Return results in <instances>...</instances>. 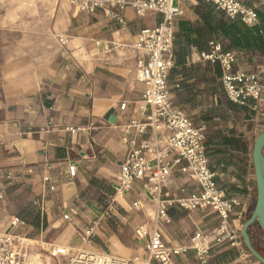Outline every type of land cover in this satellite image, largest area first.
<instances>
[{"label":"crops","instance_id":"obj_1","mask_svg":"<svg viewBox=\"0 0 264 264\" xmlns=\"http://www.w3.org/2000/svg\"><path fill=\"white\" fill-rule=\"evenodd\" d=\"M240 1L256 8L257 23L231 19L205 0L181 1L183 14L175 20L168 85L173 103L194 124L206 126V154L215 180L227 196L241 199L225 224L241 235L256 204L253 146L264 130V116L251 108L253 100L249 105L230 100L220 64L201 58L214 41L236 54V68L261 72L264 4L261 0ZM120 16L122 20L103 9L80 11L69 0H56L49 27L44 18L33 30L38 34L33 50L25 38L31 29L16 28L14 23L0 26L2 229L45 227L55 233L58 242L74 245L73 249L83 246L79 237L82 224L106 209L121 163L148 137L149 130L139 133L129 126L134 119L145 121L147 114L139 110L146 85L137 76V53L131 45L141 29L156 26L163 16L154 11L138 15L129 4L120 10ZM19 32L22 40L16 38ZM61 36L67 38L64 45ZM68 164L77 170L66 183L62 172ZM46 170L55 184L53 189L44 180ZM200 191L195 180L173 166L164 187L170 198ZM136 199L142 201L141 210L132 207ZM64 213H70L76 224L58 230L57 219ZM154 215L155 204L142 182L134 181L118 209L100 221L92 247L129 257L145 252L146 240L135 234L140 224L149 229L158 225L164 243L176 247L189 245L198 230L210 232L223 221L210 206L188 209L174 204L169 222L157 223ZM13 216L23 223L11 227ZM248 231L253 246L264 255V231L257 222ZM246 252L250 251L243 239L239 246L225 239L212 246L206 264H261ZM32 260L38 261V256ZM174 260L177 264L198 262L192 248L174 255Z\"/></svg>","mask_w":264,"mask_h":264},{"label":"built area","instance_id":"obj_2","mask_svg":"<svg viewBox=\"0 0 264 264\" xmlns=\"http://www.w3.org/2000/svg\"><path fill=\"white\" fill-rule=\"evenodd\" d=\"M80 11L93 12L103 9L115 18L122 20L120 10L129 4L138 15L154 11L162 14V20L154 27L139 31L132 48L137 53V76L146 85L139 110L147 112L146 120H132L129 124L137 132L149 130V135L139 147H133L120 165V173L114 194L106 209L90 223L82 224L79 237L83 246L71 248L60 242H51L46 248L49 260L57 264L65 258L64 264H177L174 255L195 250L197 264H206L210 258L212 246L229 239L235 246L242 245L238 230L226 226V221L234 207L241 204L239 197L227 196L224 189L218 186L215 173L209 167L205 146L206 126L196 125L191 118L170 97L168 74L173 66L172 49L175 39V20L183 14L182 0H69ZM213 3L231 19H239L246 24L258 22L256 8L240 0H205ZM61 44H66V37H59ZM201 58L219 63L222 69V84L230 100L240 105H249L258 115L264 116V74L236 68V54L224 50L219 43L211 41L209 50L201 53ZM76 130L74 127H67ZM127 141V139H124ZM195 180L201 187L199 193L189 196L170 198L164 187L170 178L173 166ZM76 166L68 164L62 172V180L69 183L76 175ZM44 180H50V171L46 170ZM142 182L147 197L155 204L154 219L158 222H169V209L178 204L188 209L210 206L222 218V223L210 232L198 230L191 238L189 245L170 247L163 241V231L157 225L149 229L140 224L135 234L146 240L144 253L133 256H122L94 249L93 239L100 221L120 206L125 193L134 181ZM5 190L0 192V198ZM136 210L143 208L142 201L132 203ZM62 218L76 224L70 213ZM23 222L13 216L10 226L15 228ZM21 234L0 227V264H44L32 260ZM86 246V247H84ZM91 247V248H88ZM251 257V252H246Z\"/></svg>","mask_w":264,"mask_h":264},{"label":"rangeland","instance_id":"obj_3","mask_svg":"<svg viewBox=\"0 0 264 264\" xmlns=\"http://www.w3.org/2000/svg\"><path fill=\"white\" fill-rule=\"evenodd\" d=\"M55 2L56 0H0V26H10L14 23L16 28L31 29L32 31L29 32L25 38L30 40L28 43L33 50V42L38 40V34L33 30L38 28V25L43 22L44 18H46V24L47 27H49ZM17 35L16 38L19 40L24 38L21 32ZM259 70L264 74V67ZM57 221L58 230L65 228L69 229L75 226L61 217H59ZM15 230L13 231L16 233L18 232L23 238H26L24 239V243L29 250L30 259H32V256H38V262L44 264H57L56 261L48 259L46 252L49 243L54 241L58 242L55 239V233H50L45 227L30 228L25 226L23 228H15ZM67 245L71 248L75 247L71 244ZM64 260L65 258L61 259L59 262L62 261L61 264H64Z\"/></svg>","mask_w":264,"mask_h":264},{"label":"water","instance_id":"obj_4","mask_svg":"<svg viewBox=\"0 0 264 264\" xmlns=\"http://www.w3.org/2000/svg\"><path fill=\"white\" fill-rule=\"evenodd\" d=\"M261 1L264 4V0ZM253 163L257 189L256 204L251 216L245 221L241 229V237L251 254L255 256L261 264H264V255L253 246L248 231L249 227L255 222H257L264 231V130L255 138L253 146Z\"/></svg>","mask_w":264,"mask_h":264},{"label":"trees","instance_id":"obj_5","mask_svg":"<svg viewBox=\"0 0 264 264\" xmlns=\"http://www.w3.org/2000/svg\"><path fill=\"white\" fill-rule=\"evenodd\" d=\"M259 30V29H258Z\"/></svg>","mask_w":264,"mask_h":264}]
</instances>
